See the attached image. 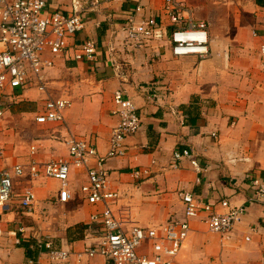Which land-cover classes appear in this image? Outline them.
Here are the masks:
<instances>
[{"label":"crops","instance_id":"0c3cea01","mask_svg":"<svg viewBox=\"0 0 264 264\" xmlns=\"http://www.w3.org/2000/svg\"><path fill=\"white\" fill-rule=\"evenodd\" d=\"M83 1L96 5L86 16L85 28L70 39L67 54L56 58L48 73V93L35 88L19 91L20 98L0 118V170L25 166L24 175H13L9 206L0 209V264H23L29 259L57 264L45 250L35 247L32 237L39 232L75 251L89 243L85 229L101 207L89 204L82 192L86 172L72 170V197L64 203L59 199L61 183L45 175L32 177L29 165L34 159L42 163L69 159L66 140L71 136L92 140L105 154L118 123L114 114L118 88L126 89L139 108L142 127L127 139L128 154L107 163L111 184L121 194L114 205L116 213L128 225L159 227L185 216L183 192L214 204L222 213L228 209L221 203L228 200L232 207H247L233 230L227 235L208 234L204 218H195L191 238L205 245L209 257L220 256L224 264H264V194L259 195L250 181V177L259 179L264 187L260 57L264 0H184L193 8L195 19L209 23L212 55L204 60L176 58L167 43L128 44L125 27L130 17L140 21L160 15L163 0ZM49 5L50 10L69 13L72 0H49ZM162 19L169 26L167 19ZM90 39L98 46L95 59L76 60L78 46ZM48 96L72 102L64 123L47 126L36 122ZM25 133L29 140L23 139ZM24 141L34 142L32 146L38 148L35 155L30 148L23 157ZM184 149L196 156L201 171L187 158L173 167L175 151ZM140 168H149L152 174L136 179L133 171ZM28 188L36 194L31 213L21 205ZM19 211H25L30 219H21ZM191 238L174 264L187 263L184 248ZM73 264L79 263L73 259ZM81 264H104V259Z\"/></svg>","mask_w":264,"mask_h":264},{"label":"built area","instance_id":"2783aa9c","mask_svg":"<svg viewBox=\"0 0 264 264\" xmlns=\"http://www.w3.org/2000/svg\"><path fill=\"white\" fill-rule=\"evenodd\" d=\"M163 2V13L160 15L140 21L133 15L130 17L125 27L128 44L141 47L151 42L167 43L176 58H210L209 23L195 19L193 8L184 0ZM95 5L72 0V9L66 13L59 9L50 10L49 0H0V118L20 98L18 89L35 88L48 93V73L55 67L56 58L67 54L71 47L70 39L85 28L86 16ZM139 11L141 7L137 8ZM162 17L167 19L169 26ZM254 35L259 36V33L255 31ZM97 52V43L86 40L78 46L74 58L78 61L94 60ZM260 57L264 76V38L260 45ZM114 103L118 123L112 131L110 146L105 154L100 153L92 140L71 136L66 140L69 159L58 158L44 163L34 159L29 165L32 177L45 175L61 183L59 199L64 203L72 197L69 189L72 170L75 168L86 172L82 192L89 204L101 207L91 215L86 226L85 238L89 243L83 250L75 251L58 245L50 237L44 238L35 233L32 237L36 239L35 247L45 250L50 260L57 264H73V259L81 264L98 257L104 259V264H174L191 235L192 219L202 217L212 232L229 234L245 215L247 207H232L228 200H224L221 205L228 211L222 213L214 204L203 203L191 192L181 194L185 216L172 218L159 227L128 225L129 222L116 213L114 205L121 194L111 184L107 163L110 159L128 154L126 141L141 129L142 118L126 89L118 88L115 91ZM71 106L69 99L48 96L44 110L36 116V122L62 124ZM37 150V146H32L31 154L35 155ZM184 158L189 159L198 171L202 170L199 160L189 149L175 151L173 167H178V161ZM11 171L0 170L1 210L6 209L12 200L13 175H24L25 166L16 165ZM151 174L149 168L133 171L136 179H144ZM250 181L258 194L263 195L261 180L250 177ZM35 204L36 194L33 189H26L22 195V207L31 213ZM20 231L24 232L25 228L21 227ZM23 264L42 262L40 259H29Z\"/></svg>","mask_w":264,"mask_h":264},{"label":"rangeland","instance_id":"374dc122","mask_svg":"<svg viewBox=\"0 0 264 264\" xmlns=\"http://www.w3.org/2000/svg\"><path fill=\"white\" fill-rule=\"evenodd\" d=\"M19 91H21L20 89H18L17 90V92L19 93ZM39 108H41L40 110H39V112H41L42 111V109H43V105H41ZM20 116V115H19ZM54 124H57V123H54ZM47 125V124H46ZM47 126H49V125H47ZM50 126H54V125H51L50 124ZM8 129H10V128H8ZM55 129V128H54ZM15 130H17V129H15ZM6 135H8V133L6 134ZM5 135V136H6ZM23 139L24 140H29L28 139V137H27V134L25 133V135H24V137H23ZM34 143V142H33ZM32 143V144H33ZM30 141L28 142V141H24V153H23V157L25 156H27L28 155V153H29V150H30V148H31V146H32V144H30ZM29 146V147H28ZM19 213H20V216H21V219H25V221L26 220H29L30 219V217L29 216H26L24 213H25V211L23 212V211H19ZM36 228H38L37 226H36ZM209 229V228H208ZM45 230V229H44ZM43 230V231H44ZM211 233H210V232ZM209 231H207L208 232V234H216V233H214V232H212L210 229H209ZM38 234H40L41 235V237H44V238H46V237H49L48 235H46V234H42V232H39ZM212 234V235H213ZM193 235V234H192ZM192 235L190 236V238L192 237ZM218 235V234H217ZM51 238V237H50ZM189 238V239H190ZM191 241V242H190ZM189 242H188V244L185 246V248L184 249H187V252H188V254H187V263L186 264H224V262H223V260L220 258L219 259V257L218 256H216V255H212V256H208L209 254H207V249H206V247H205V245H203V244H199L198 243V241H197V239L196 238H191V240H190Z\"/></svg>","mask_w":264,"mask_h":264}]
</instances>
